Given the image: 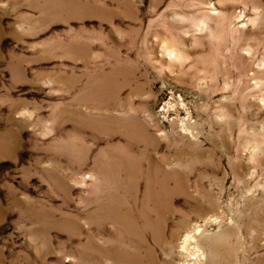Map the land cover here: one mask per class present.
I'll return each mask as SVG.
<instances>
[{
	"label": "rangeland",
	"instance_id": "rangeland-1",
	"mask_svg": "<svg viewBox=\"0 0 264 264\" xmlns=\"http://www.w3.org/2000/svg\"><path fill=\"white\" fill-rule=\"evenodd\" d=\"M1 139L0 264H264V0H0Z\"/></svg>",
	"mask_w": 264,
	"mask_h": 264
},
{
	"label": "bare ground",
	"instance_id": "bare-ground-1",
	"mask_svg": "<svg viewBox=\"0 0 264 264\" xmlns=\"http://www.w3.org/2000/svg\"><path fill=\"white\" fill-rule=\"evenodd\" d=\"M15 133V132H14ZM6 135V134H5ZM2 138V137H1ZM7 138V137H6ZM1 140H3V139H1ZM11 150V148L8 146V144H7V142L6 141H2V142H0V152H3V151H6V152H9ZM148 177H150L149 176V173H148V176H147V178ZM148 181H150L149 180V178H148ZM151 183V182H150ZM111 220V219H110ZM113 220V219H112ZM90 221H91V219H90ZM114 222V225H116V222L115 221H113ZM121 222L123 223V224H125V222L123 221V220H121ZM73 223V222H72ZM130 223H131V220L130 219H128V221H126V225L128 226V225H130ZM75 224V223H74ZM131 233L132 234H136V236L138 237V240H137V242H134V240H133V238H132V235L129 233V237H130V239H131V241H132V244H133V246L134 247H140V246H143V241H142V239H141V236H140V234H139V231H134V230H131ZM114 260H113V262H114V264H141L140 263V260L138 259V257H125V256H123V255H121L120 253H118V252H116V254L114 255Z\"/></svg>",
	"mask_w": 264,
	"mask_h": 264
}]
</instances>
